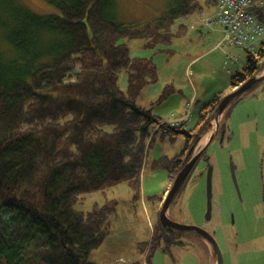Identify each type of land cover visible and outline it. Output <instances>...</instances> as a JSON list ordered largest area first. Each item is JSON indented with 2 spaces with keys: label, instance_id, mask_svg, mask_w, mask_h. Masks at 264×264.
<instances>
[{
  "label": "trees",
  "instance_id": "obj_1",
  "mask_svg": "<svg viewBox=\"0 0 264 264\" xmlns=\"http://www.w3.org/2000/svg\"><path fill=\"white\" fill-rule=\"evenodd\" d=\"M45 1L55 12L0 0V264H94L87 256L109 235L116 203L83 213L73 209L77 197L122 181L137 190L157 134L169 142L185 138L179 154L151 164L167 169L172 182L225 94L202 105L193 126L162 122L135 103L140 88L157 77L154 64L117 43L122 37L167 42L175 20L202 14L199 0H172L159 18L139 25L117 21L113 0ZM215 4L206 0L204 7L214 11ZM263 56L264 39L245 49L230 87L261 73ZM122 70L126 93L116 84ZM204 151L198 160L206 159ZM157 227L152 242L160 235L176 242L177 231Z\"/></svg>",
  "mask_w": 264,
  "mask_h": 264
},
{
  "label": "rangeland",
  "instance_id": "obj_2",
  "mask_svg": "<svg viewBox=\"0 0 264 264\" xmlns=\"http://www.w3.org/2000/svg\"><path fill=\"white\" fill-rule=\"evenodd\" d=\"M19 1L37 14L55 12L45 0ZM199 1L202 14L175 20L167 42L125 37L117 42L126 45L132 58L147 59L154 64L157 77L140 88L135 103L150 109L165 123L179 120L190 109L192 116L185 123L193 126L202 105L220 92L225 95L231 92L229 78L244 61L245 46L222 44L223 34L218 25L207 28L200 24L201 18L212 14L213 6L206 8V0ZM113 2L117 21L139 25L159 18L172 0ZM261 27V35L252 42L254 50L264 39V20ZM230 60L237 61L230 64ZM259 61L264 63V56ZM116 84L121 92H127L125 70L117 74ZM231 101L219 116L218 131L212 120L211 127L194 148L192 154L204 147L206 159L202 157L196 162L166 214L173 223L195 226L211 234L222 264H264V80L244 92L239 100ZM184 142L183 136L173 142L158 134L155 136L147 150L137 190L122 181L77 197L73 209L83 213L110 201L116 203L109 235L89 252L88 261L94 264H215V253L212 249V253H207L202 243L205 239L195 231L173 233L174 243H166L167 237L162 235L152 242V236L158 232L165 190H169L173 181L169 183L167 169L152 168L151 164L161 157L179 154ZM231 166L238 191L231 178ZM208 168H211V211L207 219Z\"/></svg>",
  "mask_w": 264,
  "mask_h": 264
},
{
  "label": "built area",
  "instance_id": "obj_3",
  "mask_svg": "<svg viewBox=\"0 0 264 264\" xmlns=\"http://www.w3.org/2000/svg\"><path fill=\"white\" fill-rule=\"evenodd\" d=\"M255 9L264 15V0H216L215 10L212 14L200 19V24L207 28L218 25L222 29V44L233 46H245L252 50L253 40L261 35V23L250 12ZM237 60H230L235 64ZM189 107V104H188ZM190 109L179 120L168 123L171 126L179 122L190 120Z\"/></svg>",
  "mask_w": 264,
  "mask_h": 264
},
{
  "label": "water",
  "instance_id": "obj_4",
  "mask_svg": "<svg viewBox=\"0 0 264 264\" xmlns=\"http://www.w3.org/2000/svg\"><path fill=\"white\" fill-rule=\"evenodd\" d=\"M262 80H264V70L261 73L256 74L253 77L249 78L248 80L244 81L238 87H235L230 93H228L221 99V101L217 105L216 116L214 118V121L216 124L215 130H217L219 116L222 114L223 110L226 108L229 102L236 97H237V100H239L241 98L240 95H242L252 86H254L256 83ZM212 136H213V133L210 134L209 140L212 138ZM200 151L201 149L195 154H192L190 159L186 162V164L182 167V169L176 174L171 187L166 192L163 198L161 208L159 211V223L162 228L166 229L169 232L170 231H187V230L197 232L200 236H202L205 239V241L210 245L211 249L215 253V256H216L215 264H222V259H221L219 248L214 238L211 236V234L195 226H186V225H180V224L173 223L172 221L169 220L166 214L167 208L171 200L173 199L175 193L181 187L187 175L189 174L192 167L194 166L199 156ZM230 174H231L232 181L235 185V188L237 190L234 170L232 166L230 167ZM206 176H207L206 177V218L208 219L210 216V211H211V200H210L211 199V168H208Z\"/></svg>",
  "mask_w": 264,
  "mask_h": 264
},
{
  "label": "crops",
  "instance_id": "obj_5",
  "mask_svg": "<svg viewBox=\"0 0 264 264\" xmlns=\"http://www.w3.org/2000/svg\"><path fill=\"white\" fill-rule=\"evenodd\" d=\"M213 10H211V12H212ZM221 28H219L218 30L219 31H222V29L220 30ZM232 90H233V88H232ZM231 90V91H232ZM174 121V120H173ZM167 192V190H165V193ZM203 243V245H204V248L206 249V251H207V253H212V250H211V247H210V245L204 240V242H202ZM212 255V254H211Z\"/></svg>",
  "mask_w": 264,
  "mask_h": 264
},
{
  "label": "flooded vegetation",
  "instance_id": "obj_6",
  "mask_svg": "<svg viewBox=\"0 0 264 264\" xmlns=\"http://www.w3.org/2000/svg\"><path fill=\"white\" fill-rule=\"evenodd\" d=\"M213 135H214V134H213ZM203 148H204V147H203ZM203 148H201V150H202ZM197 160H198V158H197ZM197 160H196V162H197ZM196 162H195V163H196ZM194 165H195V164H194ZM193 167H194V166H193ZM166 232H167V231H166ZM170 232H171V231H170Z\"/></svg>",
  "mask_w": 264,
  "mask_h": 264
}]
</instances>
